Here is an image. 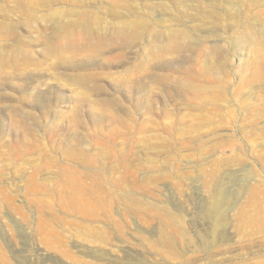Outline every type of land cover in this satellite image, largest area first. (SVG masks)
Masks as SVG:
<instances>
[{
	"label": "rangeland",
	"instance_id": "374dc122",
	"mask_svg": "<svg viewBox=\"0 0 264 264\" xmlns=\"http://www.w3.org/2000/svg\"><path fill=\"white\" fill-rule=\"evenodd\" d=\"M0 264H264V0H0Z\"/></svg>",
	"mask_w": 264,
	"mask_h": 264
},
{
	"label": "bare ground",
	"instance_id": "6f19581e",
	"mask_svg": "<svg viewBox=\"0 0 264 264\" xmlns=\"http://www.w3.org/2000/svg\"><path fill=\"white\" fill-rule=\"evenodd\" d=\"M84 185H86V186H84V188H82V189H80V190H76V191H78V194H77V197H79L78 199H83V201L85 202V204L86 203H91V202H94L93 200V198H95V197H93L92 196V194H91V192H90V190H91V185H90V187L89 186H87V183H85ZM254 190V189H253ZM75 191V190H74ZM72 194H74V192L72 193ZM76 194V193H75ZM89 195H91V197H89ZM89 197V198H88ZM107 201V200H106ZM97 202H99V199H97ZM96 203V202H95ZM95 203H94V206H95ZM100 203H103L102 201L100 202ZM99 203V204H100ZM80 205H81V203H80ZM90 205H92V204H90ZM97 205V204H96ZM86 206H87V204H86ZM93 206V205H92ZM98 206V205H97ZM103 206V205H102ZM84 207V206H83ZM100 207H101V205H100ZM87 208V207H86ZM91 208V207H90ZM249 208V207H248ZM91 209H93V207L91 208ZM94 209H96V208H94ZM101 209H104V210H106L105 208H101ZM107 212V211H106ZM262 214V213H261ZM261 214H259V215H257L258 217H260L261 216ZM248 217V216H247ZM263 217V216H262ZM249 219V218H248Z\"/></svg>",
	"mask_w": 264,
	"mask_h": 264
}]
</instances>
